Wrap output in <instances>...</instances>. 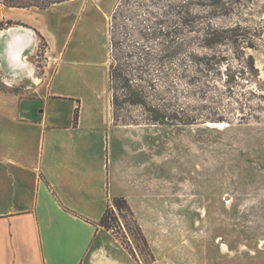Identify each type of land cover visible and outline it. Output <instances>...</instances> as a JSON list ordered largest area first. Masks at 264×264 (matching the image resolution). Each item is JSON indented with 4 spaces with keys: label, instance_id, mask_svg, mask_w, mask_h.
Returning <instances> with one entry per match:
<instances>
[{
    "label": "rangeland",
    "instance_id": "rangeland-1",
    "mask_svg": "<svg viewBox=\"0 0 264 264\" xmlns=\"http://www.w3.org/2000/svg\"><path fill=\"white\" fill-rule=\"evenodd\" d=\"M79 3L78 29L58 59L64 67L85 64L92 74L86 87L63 88L77 94L89 88L85 104L98 103L91 107L97 123L103 121L100 107L112 112L113 157L124 161L116 169L128 170L123 174L130 180L140 179V197L132 191L139 216L129 202L133 214L116 209V219H110L135 264H264V0ZM66 21L65 34L71 25ZM141 33H148L146 39ZM172 37L184 41L173 66L182 60L192 65L186 57L192 51L206 56L202 61L210 70L198 72L193 84L172 75L174 89L164 93L170 111H160V123H148L154 111H142L123 92L113 111L109 67L117 56L134 65L140 42L163 53L160 42ZM47 46L42 39L40 64ZM16 86L17 100L31 92ZM8 88L0 82V101L10 97ZM148 92L154 99L153 89ZM70 99L57 102L59 111L66 113L72 105L79 111L80 99Z\"/></svg>",
    "mask_w": 264,
    "mask_h": 264
},
{
    "label": "crops",
    "instance_id": "crops-1",
    "mask_svg": "<svg viewBox=\"0 0 264 264\" xmlns=\"http://www.w3.org/2000/svg\"><path fill=\"white\" fill-rule=\"evenodd\" d=\"M76 2L21 6L0 0L6 25L0 29V82L10 85L7 102L0 101V264L136 263L100 221L117 196L139 216L132 191L138 199L140 179L116 169L124 161L113 157L112 112L99 106L103 121L97 123L91 107L98 103L85 104L89 88L86 94L63 88L86 87L92 74L85 64L64 67L58 59L78 29ZM42 39L48 46L40 64ZM16 85L34 95L17 100ZM65 98L80 99L77 120L73 105L59 111L57 102Z\"/></svg>",
    "mask_w": 264,
    "mask_h": 264
},
{
    "label": "trees",
    "instance_id": "trees-1",
    "mask_svg": "<svg viewBox=\"0 0 264 264\" xmlns=\"http://www.w3.org/2000/svg\"><path fill=\"white\" fill-rule=\"evenodd\" d=\"M8 4L27 5L14 4L11 2ZM7 23L10 24L12 22L7 21ZM4 26L5 22L0 21V29ZM147 34L148 33H141L142 38L146 39ZM180 39L178 40L172 37L168 39V41L164 40L160 42V50L163 51V53H158L155 47L140 42L139 60L134 65L131 62L124 61L123 56H117L115 64L109 67L110 89L113 93V111L121 104L120 96L121 92H123L126 100L131 104H140L142 111H154V113L149 115L146 119L148 123L162 122L164 115H162L160 111H170V104L168 98L164 97V93H171L174 89V81L171 80L172 75L176 74L178 77L187 80L188 83L193 84L198 79V72L202 73L203 71L210 70V63H204L202 61V57L204 58L206 56L201 57L199 54L192 51L188 52V54L186 53V57H188L187 60L189 59L192 65H187V63L182 60L180 64L173 66L171 62L172 59L176 57L180 59L179 55L183 52L184 41ZM207 59H210L209 56H207ZM150 65L156 66L157 68H149ZM150 70L156 71L150 72ZM138 80L140 84H134L135 81L138 82ZM157 82L164 83L162 88L156 87ZM148 89H153L154 99L150 97ZM131 99L132 101H130ZM77 118L78 111L75 112V120H77ZM116 209L119 211L126 209L133 214V210L127 199L124 196H117L113 198V204L110 205L103 214L100 225L106 229H113L110 219H113V217L116 219Z\"/></svg>",
    "mask_w": 264,
    "mask_h": 264
},
{
    "label": "bare ground",
    "instance_id": "bare-ground-1",
    "mask_svg": "<svg viewBox=\"0 0 264 264\" xmlns=\"http://www.w3.org/2000/svg\"><path fill=\"white\" fill-rule=\"evenodd\" d=\"M219 125H224L223 122H221Z\"/></svg>",
    "mask_w": 264,
    "mask_h": 264
}]
</instances>
